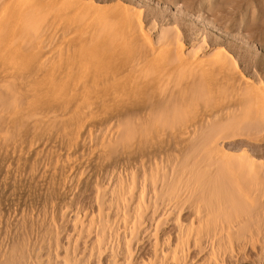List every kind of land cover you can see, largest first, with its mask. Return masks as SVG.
Returning <instances> with one entry per match:
<instances>
[{"label":"rangeland","instance_id":"374dc122","mask_svg":"<svg viewBox=\"0 0 264 264\" xmlns=\"http://www.w3.org/2000/svg\"><path fill=\"white\" fill-rule=\"evenodd\" d=\"M85 1L86 3H89L92 0ZM127 1L128 0H99L98 6H102V8L104 7V9H106L107 7L111 8V5L113 7L117 2V4L120 5L124 4L122 6L125 8L129 6V10L131 6V9H135H132L134 12L139 9L138 11H141V14L144 16V32L149 35L151 41L155 40L154 42L156 46H154L153 48L156 51L154 50L153 53L156 54V58H153V55L150 56L149 54L146 59L136 62L137 65H134L137 66L135 68L136 71H134L133 69L129 70L131 72L133 70V73L139 75L140 77L142 75L141 71L143 72L145 77L146 74L148 75L146 78L148 79L146 80V83L150 84L151 82L152 84L148 86V89L150 88L149 90H152L151 88L155 86L154 89L149 92L148 96H151V94L154 93L153 91L156 90L155 93H158L157 97L159 96V94H162L160 97H158L159 99L157 98V100H161V97L162 99L164 98L163 95L165 94V87L168 90L170 87H172L171 90H174V86H177L175 84L178 83V86L181 89L182 87H184L183 89H185L186 86L188 87L191 84L193 85L191 87V94L194 91L196 93H193L194 95H192L195 102L192 99L191 103L188 102L189 99H186V101L183 100L184 97L187 96V94L188 96L185 98H189L190 96V93H187L186 91V89L188 90L190 88L189 86L184 90V92L182 91V95L183 93L184 95H186L183 97L182 95H179L178 97L180 98H177L179 103L181 104H179L178 101H174L172 102V108L171 105H169V107L163 106L164 108L161 107V109L159 110L160 112L155 113L157 116L154 114L150 115L149 112V117L146 111H143L142 113V111L138 110L137 114L136 110H134L135 112L132 111L133 113L130 112L129 115L124 112L125 118L123 112H121L122 114L120 113L122 117L119 113L118 115L110 114L111 116L108 114L111 120L108 119V116H106V118L104 114L102 115L101 112H97V109L93 111L91 110L93 114L89 110L92 115L87 111H85L84 114L83 111L88 110V107L85 108V106L87 105H82L83 101L81 102V100L77 98L69 99L72 95H68V93L65 92V88L61 86L65 83L64 81H66L71 75H73L71 74V69L74 71V73H76V76H80V73L82 75V73L84 72L83 74L85 78H87L85 74L87 76L88 74H90L89 78H91V75H93L97 78L98 81L99 77L101 76H98V74H102V72L108 70L109 68H107V66L109 67L111 64H113V60H122L123 56L125 59L126 57H129V55L131 56V54H136L137 51H133L132 53L131 47L133 46L129 47V40L128 44H123V41L125 39H119L121 40V42H119L120 44L116 43L118 47H116L115 50L111 51L112 53H108L109 57H105V55L103 57V55L101 54L103 53V50H100V40L103 41L105 37L103 38L99 35L103 34V36H105V33L101 30L102 34H100V29L98 30L97 28L98 26H100L101 28L102 22L101 19L99 21L95 19V24L97 25L98 23V26L94 27V20L92 17L89 20L91 23L93 21L92 24L90 23V27L91 29L94 28L95 30L92 29V32L89 29L92 33L86 32L84 38H87L86 42L88 41L87 44H89L91 40L94 41V39L96 38L94 37L95 35H97V38L101 37L100 39H95V41L97 40L96 42H100L99 45H97L98 43H96L95 41V45H91V43L89 44L93 46V48L97 45V47L92 50V52L94 53L97 49V52H95L94 54L89 53L88 51H90L92 47L90 48L88 47L89 45L86 44V46L90 48V50L84 49V51H87L91 55L89 56L90 58L86 56L85 53H83L84 55L81 54L82 50L79 48L76 55H79L80 57H75L77 59H74L73 56H71V54L73 53H69V55L74 60L73 61L70 57V63V61H67V57H69L67 56V53L71 48H69V46H71L73 42L71 43L69 41H72L71 39H74V44H79L81 41H78L79 36H76L75 38V36L72 35V38L71 35L67 34L68 37H65L67 40L64 42L65 44H67V42L70 43V45L67 44L69 45V49H67V45L65 46L64 42H62L64 39L63 35L65 36L66 34H60L63 33L62 31H60V27L66 26V23L69 22V17H67L68 20L61 17L65 19V23L62 22L61 18H57L56 16L47 17L49 16V11L48 13L45 11L46 13L44 15H42L44 10H41L42 12L38 11V17L39 14L40 16L42 15L40 18H37L39 22L42 19H48L44 20L45 23L43 21L40 22L44 24V27L47 31H45L44 29L43 30L46 33L42 34L44 31L42 32L40 28L39 30H41V32H38V26H36L37 29H32L34 31L30 30L29 34L27 32L23 33V37L20 34V38L16 36L17 39L15 37V42L13 43L17 47L12 46V48H17L14 49L16 53V51H19L18 49L24 47L26 43H28L27 46L31 43L30 41H25L26 43H23V41L24 39L27 40L30 37V34H33V37H31L29 40H34L35 38L34 44L38 48L30 45V47H27L26 49H31L33 47H35L33 48L34 50L39 49V51L37 52L35 50L37 55L36 57H34L35 52H32L31 50H28L25 53L24 50L22 51L20 49V52L25 53V55L27 54V52L31 53H28L27 57L25 56L26 58L22 56L18 62L15 60L16 63L14 62L12 64L10 76H15L14 81H17V83H19L22 82V78L28 79H24L25 82L23 81V83L28 82V90L27 88L22 89V83L20 85L18 84L19 87L17 89V92L21 94V96L23 95L22 97H27L26 99L23 98L21 100L22 102L19 104L18 108H13L12 104L8 102L10 100L8 99L9 96H6V88L3 89V83L0 81L2 83L0 85V264H68V262L69 264H152L155 261V257L156 261L153 264H159L157 259L161 264V262L163 261L161 254L163 252L167 253V251V254H169L171 252V249L173 252L174 246L177 247V244L179 246L181 243L184 249L186 248L184 251L183 247L179 246L180 250L182 251V253H180L179 255L181 257L182 263L208 264V261L212 256V247L211 241L209 242V237H213L212 235L215 232L214 228L216 229V232L219 233L218 235H220V233L222 232L221 226L225 225L230 226L231 230L232 228H234V230L232 231H234L235 234L234 232L232 233V231L230 233L231 235L233 234L231 238L233 239V236H235L234 238L236 239V242L231 239V244L226 242L227 246L223 247V249L225 247H227L229 250L231 249L230 251H227L228 249L226 248L224 249L227 251L226 253L222 249L224 253L221 252V255L223 256L225 254V260L226 258L227 261L229 260L227 264H264V96L262 95V93H264L262 92L264 91V0H131L130 2L128 1L129 3ZM149 7L158 11L164 10L167 15L166 21H161L160 19H158V22H156L155 30L152 27L153 21H151V19L153 18V15ZM148 9H150V11ZM133 11H131L130 13H132ZM138 11L137 13H139ZM70 18V21H72L73 17ZM95 18H97V16H95ZM171 19L172 21H170ZM60 24H62V26ZM54 26L56 27L54 28L55 30L60 31H58L59 33L56 34L55 30L53 31V33H51L52 29H50L49 31V29L47 28H52ZM163 31L164 33H167L169 37L178 32L176 38H172V36L170 37L169 42L175 39H178V41L182 40V42L179 43L182 44L183 52L186 56H188L187 54L189 52L192 53L195 50H198V47H202L203 50H198L200 52L195 51V57L201 59L197 60L202 63L203 60H205V63H203V65L201 63L200 68V62L197 61L198 67L194 66L196 71L194 68L191 69V71H194L195 73L199 70L203 71V69L205 68L204 71L206 70V72H203L202 76L204 77V79L208 78V80L205 79L206 81H204L202 77V80H198L197 83H200L202 81L205 83L209 80L212 81L211 79H214L212 81L213 83L209 82L208 84V87L211 86L210 88L213 90H210V88L204 86L208 82L206 84L200 83V85L194 84V80H192V78L195 79L196 76H193L194 73L192 74V72L191 74H188L190 73L189 69L186 71L183 70L179 74V80H177L178 76L174 78L180 83L174 80L175 84H173L172 82L162 84L163 81L161 83L160 81H155L154 83L157 85L153 84L152 81H154V78L155 80H157V76L163 77L160 73L161 68L159 70L157 69L158 67H161L160 60L163 58V54H165V48L169 45V43H163V41L161 42L162 44L160 43L159 38H161L160 36H162ZM173 32L175 33L173 34ZM54 33L56 35L59 34V36H56ZM24 34L25 36L29 37H24ZM51 35H53V38L55 36L56 39L54 38L55 40H52L53 38H51ZM47 38H49V40ZM88 38H91V40ZM51 40L52 42L50 43ZM157 40H159L160 44L156 43ZM59 43L62 44V48L64 46L65 48L62 49ZM0 44L3 45L4 43ZM122 44L125 46H123ZM155 44L153 43V45ZM5 45L6 43L4 44V46L0 45V58L2 57L1 54L3 55L4 53V47L7 48V46ZM43 45H45L46 47ZM162 45H165L166 47ZM43 47L46 48L44 49L45 52L43 50ZM59 47L63 51H65L66 49L65 52L67 53H62L63 51L59 50ZM128 47L131 50H129L131 54L128 53ZM135 48L136 46L133 49L135 50ZM157 49L160 50L158 51ZM57 50H59L60 53ZM150 50V53L153 54L152 49ZM123 51L127 54H124ZM157 51L158 53H155ZM113 52L116 55H113ZM215 52L217 54H220L218 56L214 55V57H212V54H215ZM32 53H34V55H32ZM63 54L65 57L63 56ZM28 55L32 59L31 61L27 60ZM101 56L103 57L102 59ZM151 57L153 59H159L160 57V60H158L160 63L151 59L155 66L152 67V62L150 60ZM219 59L222 63H226L228 67H219L216 64ZM146 60L150 62L148 63ZM229 60H231L232 62ZM72 61L74 63H72ZM76 61L79 62L77 63ZM101 62L103 63V65H105L103 66ZM156 62L160 66H158ZM75 64L77 65L75 66ZM73 65L75 66V69L72 68ZM138 65H140V68ZM202 66L204 68H202ZM59 67L61 68V70ZM150 67L151 70L157 69L156 71H159H153V73L156 75L154 78L151 70H148L150 69ZM84 68H86V70ZM137 68H139V70L141 69L140 74L135 73L137 72ZM207 70L210 73V76L208 75L209 73L207 72ZM1 71L2 69L0 67V72ZM165 72L166 71H164L163 73ZM204 73H207L206 76H204ZM32 75H34L35 77ZM75 75H73L75 77V80L79 81L77 78L79 76L76 77ZM130 75L133 76V74ZM137 75H134V77H138ZM190 75L192 77H190ZM211 76L214 77L212 78ZM223 76L225 78H223ZM95 77L92 78L94 79ZM142 77L144 79V76ZM198 77L199 76H197V78ZM89 78H87V80ZM187 78L189 81H191L189 82L190 84L187 83ZM160 79L162 80V78H159L158 80ZM185 80H187V82ZM217 80L218 82L220 80V83H218ZM95 81L96 80H93L92 82V80H90V83H93V89L97 91V87L99 86L97 83L99 82L96 83ZM170 83H172L174 86L172 84L170 86ZM183 83L184 85H180ZM221 83H226V87L223 84L219 85ZM30 84L33 86V88H30ZM165 84H167L169 88ZM158 85H160L162 89L158 87L156 88V86ZM35 86L37 87L35 88ZM178 86L176 88H179ZM222 86L223 88H221ZM204 87L205 89L207 88V90L213 91L215 93L209 92L211 93L209 95ZM213 87H217V89L220 90L218 91ZM227 87H229V91L226 92ZM242 87L244 88V90L246 87V89L250 88L249 90L251 91L249 92L248 90H245V92L248 93L247 97L250 95L249 98L244 97L246 94L244 95V90ZM201 88L206 92H202ZM233 88L235 91L233 90ZM24 89L29 94L31 93L30 91H32L33 93L34 89H36L38 91V93H36L37 96L35 95L34 98L31 97L32 99H28L29 97L26 96V94L28 93H26ZM148 89L146 91H149ZM222 89L223 91H221ZM53 90L55 94H57L58 91V96L54 95ZM238 90L241 92L243 91V94H241V92H239ZM170 92L171 91H166V94L169 95ZM253 92L258 93L252 94ZM197 94H200V96H198ZM255 94L258 96H256ZM153 95L156 96V94ZM195 96H197V98H195ZM246 98L248 100H246ZM251 98H253V100ZM27 99L29 100V104L31 103L33 104V106H29L27 104ZM132 99L134 100L128 101L127 103L125 102L124 106H122L127 108L128 104H133L135 101L138 103L143 99V97L135 96ZM40 100L42 102H46L44 110L47 111L45 112L44 110L38 109V111H35L37 115L34 112L32 114H29V118L26 114V111L31 108L33 110L36 109L35 105H38V103L39 105H41ZM69 100H73L72 102H75L73 103L75 105L73 106L75 111L79 108L80 111H76V114L77 112H81L82 110L81 113L83 115L78 114L81 119L78 118V115L76 117V114L73 113L74 111L72 112L73 109L71 107L73 104L71 101L69 102ZM182 100L184 101V105L186 102L188 103H186V105L184 106L182 105ZM68 103L72 105L70 106V104ZM76 104H79L77 105L78 108ZM181 105L184 107L182 108ZM233 106H235V108ZM69 107L71 109H69ZM169 108L173 111L171 110L172 112H170ZM239 108H241V110ZM40 110L43 112V114ZM48 110L50 112H48ZM174 110L176 112H174ZM96 112L98 114H96ZM139 112H141L142 114H139ZM168 112L172 113V118L171 115L168 114ZM180 112L181 115L178 116ZM62 113L64 115H62ZM66 113H71L70 115L72 117H69L70 115H67ZM134 113L135 116L132 115ZM158 115H161L162 118L166 119V125H174L173 128L165 126L164 124L163 127L160 126L163 122L165 123V120L163 119L164 121H162L160 116L158 117ZM166 115L168 120L171 119L169 120L170 122L173 123L174 121L175 123H178H176V125L175 123L170 124V122L167 121ZM168 115L170 118L168 117ZM23 116L24 118H22ZM81 116H83V119L85 118L83 122H85L86 124V127L83 126V129L81 126L84 124L81 122ZM115 116L117 117V119ZM132 116H134V118ZM138 116L139 118H141L139 119L140 121L138 120ZM143 116H145V118L147 116V119L151 118L152 120L149 119L150 121H147V119H144ZM130 117L133 119H130V121L128 122ZM175 117H179V120H177ZM205 117L206 119H204ZM142 118L145 123L148 122L151 126L146 123L148 128H145L147 126L141 123ZM124 119L125 124L126 122H128L129 124L131 122V125L126 127V125L128 124H120V121L121 123H123L122 120ZM153 119H155L156 122L153 121ZM172 119L174 120L172 121ZM132 120L139 121V123L143 124V126H140L141 128H139L137 126L138 122L133 123ZM158 120H161V123H159ZM157 121L160 125L157 124ZM229 121L230 124L233 123L234 127L236 125L237 127L235 129L233 127L230 128V125L228 126ZM151 122H155L158 127ZM205 122H208V124H206ZM79 123H82V125L80 126ZM116 123H118L117 126ZM152 125H154L155 127H152ZM132 126L133 128L129 130V128ZM119 127L120 129H118ZM143 127L145 129H149V127L152 128L145 131L144 133L142 132V134L135 132L138 129L141 130ZM226 127L227 131H225ZM122 128H124L125 130ZM132 129L133 133L131 132ZM218 129L221 131H219ZM79 130H81V133H79ZM151 131L153 132L151 133ZM183 132H185V135L183 134ZM77 133H79V140H77L79 145L76 142V149L71 148V150L69 151L70 147L74 144V142L72 143L73 138H77L75 137L77 136ZM183 140H185V142ZM196 140L198 141V145H196L195 143L197 142ZM201 140L202 142H200ZM189 143H195V146H190ZM200 143L203 144L200 145ZM217 149H220L221 151L219 152V150L217 151ZM222 151L224 152L223 154H221ZM228 154L232 161L234 158L235 161L238 162L236 163V166H234V163L232 164L236 168H234L235 178H238L236 180L234 176H232L234 175L232 170L233 167L231 168V164L229 165L231 159L225 161V159H229ZM224 155L226 158L224 157ZM242 156L245 157L243 158ZM237 157L240 159H238ZM247 158L248 164L246 165L243 160L245 159V162H247ZM240 160L243 162H240ZM68 161L69 163H74L75 166L73 165V169H71L73 167L71 166L72 164H64L65 167H63L62 163H67ZM224 161L226 162V164ZM251 161L254 162V164L256 163L257 166L256 164L255 166H253L254 164ZM237 164L239 165L237 166ZM249 164L250 167L248 168ZM219 165L221 168L224 166V169L227 168L228 170L230 169L229 172L231 171L230 175L228 170H225L227 171L226 177L229 176L227 177V179H229V183L227 179L224 178V181H227L225 183L228 184H222L223 187L225 185V190L224 188L220 189L222 186L221 184H219V180H221L222 177L219 179L220 176H215V174H217L215 173L217 172L215 170H219V168L217 167ZM226 165H229L230 168ZM66 167H70V170L68 168L64 169ZM200 167L202 169H200ZM206 167L210 168L207 169ZM199 169L200 172L198 175ZM224 169H222V171L219 170L220 172H218H222V174H224ZM202 173H204V175ZM200 174H202V176H200ZM197 177H203V180H201L202 178L199 179L200 182L198 181V183ZM201 182H203L202 185ZM200 189L205 191L203 192ZM208 192H213L214 196L210 195ZM219 192L222 193L223 197L221 195L220 196L225 200L227 198H224V196H228L229 194L231 195V197H233H230V199H233H229L230 202L227 199V201L229 202L228 205H230L231 208L228 207L227 201L223 199L222 200L225 202V204L224 202L222 204L220 203L222 201L220 200L221 197L218 195ZM223 192L225 193V195ZM202 193H206L205 196H203L204 194L201 195ZM207 195L212 197H209L211 201H208L210 200L208 198L206 202L208 201L209 203L207 202L205 205V203L203 202L204 204H202V206L205 205V208L208 207L207 210H210L209 212L211 213L215 212L214 216L211 217L212 220H210L213 222H210L208 220L206 221L212 225L211 229H213L214 231H207L208 233L204 232L205 236L203 237V239H205L202 242L203 246L200 247L198 245L197 247V245H195L196 239L192 241L193 238H191V236L189 237L188 235H192V237L196 238V236L194 235V229L199 227L200 223L197 218L198 213L196 214V211H198V209H195L197 208L199 202V205L201 206V202L205 199V197H207ZM122 196L125 201L127 200L126 203L122 199ZM124 196H126V199ZM143 196L144 200H142ZM201 196L204 199L202 201H198L200 198L202 199ZM217 197H219V203L217 202ZM212 199L216 200V204L215 202L214 204H212ZM116 201H123L121 204H123L125 207L120 203H117ZM233 201L235 207L232 206ZM141 202L143 205H145V209H143L144 206L139 207L141 206ZM223 204L227 206L225 207ZM218 205H221L222 209H220ZM211 206L215 207L212 208ZM223 207L228 208L225 209V211L228 210L229 212L226 211L224 213ZM122 208L125 209L121 210ZM217 208H219L220 210H217ZM204 210L205 209H202V211H200L203 213ZM123 211L124 213H127H125L126 215H128L127 217L123 215L124 213H121ZM137 212L143 214L140 215ZM204 212L206 213L207 211ZM206 214L204 216L205 218L203 217V222H205L206 218H210V215L206 216ZM123 216H125L126 218L124 219ZM132 216L134 217V222L137 223L139 220H141L139 221V223L143 222V225L141 224L142 227L140 226L139 231H137L138 235H136L137 238L134 241V238H132L130 236V233H128L130 232V227L128 228V231L126 230L127 227H124V220H126L127 218L129 219L128 222L125 221L127 225H129L130 222L133 223ZM137 219L139 220L137 221ZM91 223L94 225H92L93 229L90 228ZM139 223L137 225H139ZM103 224L105 226L107 225L108 228L107 234L109 238L107 239H109L110 241V246L107 243L109 241L106 240L108 246L104 244V246H106L107 248H103L105 251H102L105 254L103 255V253H101L100 251V256L98 254V249L96 250V248L93 247H96V238L97 236H100V234L98 235V231L100 229L99 227L102 228L101 225ZM204 225L205 224H203V226ZM190 228L193 231H191ZM89 229L93 231L89 232L91 235L88 233ZM100 232L101 231H99V233ZM184 232H186V234ZM223 232L221 233L220 237H222V235L226 236V233L223 234ZM206 234L210 236L207 238ZM111 235L114 236L111 237ZM179 235H182L181 238L179 237L180 239L178 238ZM186 235L189 238H187ZM123 236L127 239H124ZM182 237H184V239ZM185 237L189 240L191 239V241H189L190 243L185 241ZM157 238L158 241L156 242ZM168 239L170 241H168ZM216 239L218 240L219 236ZM115 240L117 243L115 242ZM178 240H180V242ZM112 241H114V243ZM131 241H133V243L132 246L130 244L131 250H129L132 252L128 251V253L126 250L125 242ZM165 241L168 242V244H166ZM158 242L160 246L164 244L163 248L159 246L160 249L158 251L163 250L161 254H158V257L160 256V259L157 258V254H155V246ZM184 242L187 243V245ZM171 243L176 245H171ZM192 244H194L195 246H192ZM115 245L117 247L118 245H122V248L120 247V249L118 250ZM230 246H232L233 248H231ZM111 248L112 250H114L111 251ZM106 249H109L111 252L107 251ZM164 249H166L167 251H164ZM92 250H96L97 253H92ZM117 250L118 255L116 253ZM180 250L178 248L177 251ZM123 252L125 254H123ZM127 253L129 255L132 253L131 255L133 256L130 255V258L129 256H127L128 261L126 262L127 258L125 257L126 255H128ZM122 255L124 258L122 257ZM221 255L219 254L218 259L221 257ZM117 256H119L120 258ZM182 259H184L185 261H183ZM166 263L176 264L171 260L169 261V263L168 261L165 262V264ZM210 264L215 263L211 262Z\"/></svg>","mask_w":264,"mask_h":264},{"label":"bare ground","instance_id":"6f19581e","mask_svg":"<svg viewBox=\"0 0 264 264\" xmlns=\"http://www.w3.org/2000/svg\"><path fill=\"white\" fill-rule=\"evenodd\" d=\"M85 1V0H84ZM84 1H80V0H0V43H6V45L5 46H7V48L6 47H4L5 48V50H3L4 51V53H3V55L1 54V58H0V67H1V69H2V71L0 72V81L3 83V85H2V87H3V89H5L6 88V96H9L8 97V99L11 101H8L10 104H12V107L13 108H18L19 107V104L22 102L21 100L23 99V98H27V97H22L21 96V94H19L18 92H17V89H18V87H19V85L22 83L23 84V86L21 85V87H22V89L23 88H27V90H28V82L27 83H23V81L25 82V80L27 79V78H22L21 80H22V82H19V83H17V81H14L15 80V76L14 77H12L13 75H11L10 76V73H11V67H12V64L15 62V60L18 62L19 60H20V58L23 56V57H27V54L28 53H31V52H27V54L25 55V53H26V51H32V52H35V50L33 49V48H38L35 44H34V40H35V38H34V40L32 41V40H29L31 37H33V34H30V37L29 36H25V34H24V37H29L27 40H25L24 39V41H23V43L26 41V42H28V41H30L29 43V45L27 46V44L28 43H26L25 45H24V47H22V48H20L22 51L24 50V52L25 53H23V52H20L21 50L20 49H18L19 51H16V53H15V51H14V49H17V48H12V46L14 47H17L13 42H15V40H14V38L16 37V36H18V38H20L21 36L23 37V33H30V30L31 31H34V30H32V29H37V27L36 26H38V32L40 31L41 32V30H42V32L45 30V31H47L46 30V28L44 27V24L43 23H40V22H44V20H48V19H42L40 22L37 20V18H40L42 15H44L46 12L48 13V11H49V16H47V17H50V16H56L57 18H61V17H63V18H66V20H68V18L67 17H69V22L68 23H66V21H65V19H63V18H61L62 19V22H65L66 23V26H62V24H60L62 27H60V31H62L63 33H60V34H69V35H71V37L73 38V36L72 35H74L75 36V38H76V36H79V38H78V41L80 42L79 44H74L75 42L73 41L74 39H71L72 41H69V42H73V44L71 45V46H69L70 45V43L69 42H67V44H69V45H67V44H65V42L64 41H66L67 39L65 38V37H68V35L66 36H64L63 35V37H64V39H63V41L62 42H64V44H65V46L67 45V49H69L70 47V49H69V51H68V53L67 52H65L66 51V49H65V51H63L62 49L63 48H65V46L62 48V42L61 43H59V45H61V48L62 49H60V47H59V50H61V51H63L62 53H64L65 52V54L67 53V56H69V57H67V58H65V59H67V61H70V63H71V56H73V58L74 59H77V58H75V57H80L79 55H76V53H77V50H79V48L82 50L81 51V54H83V53H85V55L86 56H91L89 53H92V54H94L95 52H97V49L95 50V52L93 53L92 52V50H94V48H96L97 47V45H99L100 44V42H101V47H100V50L102 51L103 50V53H101L102 55H103V57H104V55H105V57L107 56V57H109V54L108 53H110L111 51H113V50H115V48L116 47H118V45H116V43H119V42H121V40H119V39H125L123 42V44H128V40H129V47L130 46H133V47H131L132 48V53H133V51H137L136 52V54H131V52H129V50H130V48L128 49V53H130L131 54V56L129 55V57H126L125 59H124V56L122 57L123 59L121 60H113V64H109L110 66L108 67L107 66V68H109L108 70H103L104 72H102V74H98V73H96V74H98V76L99 75H101L100 77H99V80L97 81V78L95 77V76H93V75H91L92 77H95L94 79L92 78H89L90 77V74H88V72H87V74H88V76L85 74V76L87 77V78H89L90 80H92V82H93V80H96L95 82L97 83V82H99V83H97L98 85V87H97V91H95L94 89H93V83H90V80L88 81L87 80V78H85L84 77V72L82 73V75H81V73H80V76L79 75H77V76H79L80 77V79H79V77H77L75 74L76 73H74V71L71 69V71H72V73L71 74H73V75H75L77 78H78V80L79 81H77V80H75V77L73 76V75H71L66 81H64L65 83L63 84V85H61V86H63L64 88H65V92H67L68 93V95H72L71 97H73V98H71L70 96V98L69 99H74V98H77V99H79V100H81V102L83 101V103H82V105H84L85 106V104L87 105V106H85V108H87L88 107V110H84L83 112H84V114H85V111H87L89 114H91L92 113V111L93 110H95V109H97L96 111L98 112L99 111V113L101 112L102 113V115L104 114L105 115V117L106 116H108V119H110L109 118V115L110 114H113V115H118V113L120 114L121 112H123V114H124V112L126 113V114H130V112H135L134 110H136V114H137V110L138 111H142V113H143V111L145 112L146 111V113H148V115H149V112H150V115L151 114H154V115H156L155 113H158V112H160L159 110L161 109V107H163V106H168L169 107V105H171V108H172V105H173V103L172 102H176V101H178V99L177 98H180V97H178L179 95H182V91L184 92V90L186 89V88H188L189 86H190V88L187 90L186 89V91H187V93H190L189 95V98H185V97H187L188 96V94H187V96H185L184 95V93H183V95H182V97L183 96H185L184 97V101H186V99L188 100L189 99V103H191V99L193 100V97H192V95H194V94H196L195 93V91L191 94V87L193 86V85H191L189 82H191V81H189L188 80V78H187V80H188V82H187V80H185L187 83H189L190 85L187 87L186 86V82H185V89H183L184 87H182V89L178 86V83L177 84H175L174 82L176 81L174 78H176L177 76H178V79L177 80H179V74L183 71V70H188L189 69V72L190 73H188V74H191V72H192V74L194 73V71H191V69H193L194 68V66H196V67H198L197 65V61H199V60H201V59H199V58H196L195 56H196V53H195V51H197V52H200L201 51V49H202V47L200 46V47H198L199 49H200V51H198L199 49L198 48H196V49H198V50H193L194 52H192V53H190V55H189V53L187 54L188 56H186L185 54H184V52H183V46H182V44H180L179 42H182V40L181 41H178V39H175V40H172L171 42H169V40H170V37L172 36H168L167 35V33H164V31L162 32V36H160L161 38H159V40H160V43L163 41V43H169V45L167 46L168 47V49H167V47L165 46V45H162V46H165L166 48V50L164 51L165 52V54H163V58L160 60V57H159V59L157 58V59H153L154 57L156 58V54H154L153 53V51L155 50L153 47L154 46H156V44H155V40L152 42L151 41V39H150V37H149V35L148 34H146V32H144V28H143V24H145V23H143V15L141 14V11H138L139 13H137V11H133V10H135V9H131V6H130V10H129V6L128 7H123L122 5H124V4H122V5H120V4H117V2L115 3V4H117V5H115L114 4V6L112 7V5H111V8L110 7H107L106 9H104V7L102 8V6L100 7V6H98L99 4V0H90L91 2H87L86 3V1H85V3H84ZM107 1V0H106ZM113 1V0H112ZM120 1V0H119ZM123 1H126V0H123ZM129 2L131 1V0H128ZM127 1V2H128ZM101 2H104V1H101ZM128 2V3H129ZM139 2V1H138ZM146 2V1H145ZM136 3V2H135ZM128 5V4H127ZM127 5H125V6H127ZM142 5V4H141ZM139 6V5H138ZM106 7V6H105ZM145 7V6H144ZM135 8V7H134ZM141 8V7H140ZM143 8V7H142ZM150 8V7H149ZM151 9V8H150ZM150 9H148L149 11H150ZM41 10H44V12L42 13V15L40 16V14H39V17H38V15H37V12L39 11V12H42ZM46 11V12H45ZM131 11H133L132 13H130ZM127 12H129V13H127ZM149 13V12H148ZM151 13H152V15H153V20L151 19V21H153V28H154V30L156 29V22H158V19H160L161 21H166V19H167V15H166V13H165V11L164 10H155V9H151ZM47 15V14H46ZM129 15V16H128ZM149 15V14H148ZM66 16V17H65ZM95 16H97V18H95ZM98 16H100V17H98ZM70 17H73L74 18V20H73V18H72V21H70ZM93 17V20H94V23H93V21H92V23L94 24V27H97L98 26V23H97V25L95 24V19L96 20H100L101 19V28H100V26H98L97 28H98V30L100 29V34H102V31L105 33V36H103V34L102 35H99V36H101V37H105V39L103 40V41H101L100 40V42L98 43V42H96L95 41V39L97 38V35H95L94 37H96L95 39H94V41L96 42V43H98L96 46H94V48H93V46H91L92 44L93 45H95L94 44V41H92L91 40V38H88V39H90L91 41H90V43H91V45H89V44H87L88 43V41L86 42V40H87V38L85 39L84 38V36L86 35L85 33L87 32H90V30L92 31V29L93 30H95L94 28H92L91 29V27H90V19ZM44 18V17H43ZM179 18V17H178ZM50 19V18H49ZM169 20V19H168ZM61 21V20H60ZM150 21V22H151ZM170 21H172V19L170 20ZM38 22V23H37ZM149 22V23H150ZM45 23V22H44ZM91 23V24H92ZM100 23V22H99ZM171 23V22H170ZM64 24V23H63ZM47 25V24H46ZM96 25V26H95ZM48 26V25H47ZM51 26V25H50ZM93 26V25H92ZM39 28L41 29V30H39ZM48 29H49V31H50V29H52L51 31V33H53V31L55 30L54 28H56L55 26L54 27H52V28H50V27H47ZM152 28V29H153ZM44 29V30H43ZM90 29V30H89ZM151 29V30H152ZM29 30V31H28ZM89 30V31H88ZM102 30V31H101ZM43 32L42 34H44V33H46V32ZM56 31V34L57 33H59L57 30H55ZM153 31V30H152ZM177 31V30H176ZM93 32V31H92ZM92 32H90V33H92ZM98 32V31H97ZM165 32H167V31H165ZM170 33V32H169ZM175 32H173V34H174ZM178 33V32H177ZM177 33H175L173 36H172V38L174 37V38H176V35H178ZM20 34H21V36H20ZM35 34V33H34ZM55 34V33H54ZM55 34V35H56ZM99 34V33H98ZM90 35V34H89ZM52 37L51 38H53V35H51ZM56 36H59V34L58 35H56ZM62 37V36H61ZM101 37H99V38H97V39H100ZM54 38L56 39V37L54 36ZM52 39V40H55V39ZM82 38H83V40H82ZM126 38H127V40H126ZM129 38V39H128ZM16 39H17V37H16ZM48 40H49V38H47ZM52 40L50 41V43L52 42ZM119 40V41H118ZM159 40H157V42L156 43H158V44H160L159 43ZM38 41H39V39H38ZM57 41V40H56ZM84 41V42H83ZM99 41V40H98ZM125 41H127V42H125ZM33 42V43H32ZM35 43H37V42H35ZM85 43V44H84ZM153 43L155 44V45H153ZM4 44L2 45V44H0L1 46H4ZM39 44V43H38ZM37 44V45H38ZM41 44V43H40ZM86 44L87 45H89L88 47H92L91 48V50H90V48H88L87 46H86ZM120 44V43H119ZM122 44V45H123ZM162 44V43H161ZM30 45L32 46H35V47H33V48H29V49H26L27 47H30ZM51 45V44H50ZM128 45H126V46H128ZM184 45V44H183ZM26 46V47H25ZM39 46V45H38ZM43 46H45V45H43ZM68 46H69V48H68ZM120 46V45H119ZM123 46H125V45H123ZM122 46V47H123ZM136 46V48H135V50L133 49L134 47ZM19 47V46H18ZM46 47V46H45ZM45 47H43V50L44 49H46ZM87 47V48H86ZM13 50H12V49ZM102 48V49H101ZM42 49V48H41ZM57 49H58V47H57ZM84 49L85 50H87V49H89L90 51H84ZM119 49H121V48H119ZM123 49V48H122ZM150 49H152V53L153 54H151L150 52H151V50ZM163 49V48H162ZM208 49V48H207ZM34 50V51H33ZM59 50H57L58 52H59ZM158 50V49H157ZM160 50V49H159ZM158 50V51H159ZM203 50V49H202ZM37 51H39V49H37L36 50V52ZM84 51V52H83ZM100 51V52H101ZM127 51V50H126ZM131 51V50H130ZM156 51V50H155ZM158 51L157 52H155V53H158ZM167 51V52H166ZM218 51V50H217ZM36 52H35V56L34 57H36L37 55H36ZM44 52H45V50H44ZM41 53V52H40ZM60 53V52H59ZM69 53L71 54V53H73V54H71V56L69 55ZM88 55H87V54ZM112 53V52H111ZM123 53H124V51H123ZM126 53V52H125ZM124 53V54H125ZM135 53V52H134ZM38 54V53H37ZM43 54V53H42ZM127 54V53H126ZM150 54V56H152L153 55V58L151 57L150 58V60L151 59H153L154 61H157L158 63H160L161 62V67H158V66H160L157 62V64H158V70L161 68V74H162V76L163 77H156V78H162V80L160 79V80H155V74L153 73V71L154 72H159V71H156V70H151V67H150V69H148L149 71L151 70V72H152V74H153V78H154V81H152L153 82V84H155L154 82L156 81V82H159L160 81V83L163 81V83L162 84H164V83H169V82H172L173 84H175V85H177L179 88H176L172 83H170V86H171V84L174 86V90H171V88L172 87H168V85L167 84H165L168 88H169V90L165 87V94L163 95L164 96V98L162 99V97H161V100H157V98L158 97H160L161 95L159 94V96L157 97V95H158V93H155V91H153L154 93H150L151 94V96H148L149 95V92H151L153 89H154V87L153 88H151L152 90H149L148 89V86L149 85H152L151 84V82H150V84H148V83H146V80H148V79H146L147 78V74H146V77H145V75L143 74V72L141 71V73H142V75H141V77L142 76H144V79H143V77L141 78L139 75H137V74H134L133 72L134 71H136V67L137 66H134L135 64H136V62H139V61H141V60H143V59H146L147 57H148V55ZM192 54V55H191ZM195 54V55H194ZM199 54V53H198ZM220 54V53H219ZM219 54H217L216 52H215V54H212L213 56L212 57H214V55H216V56H218ZM32 55H34V53H32ZM76 55V56H75ZM84 55V54H83ZM113 55H116V54H114V52H113ZM155 55V56H154ZM158 55V54H157ZM41 56V55H40ZM62 56V55H61ZM60 56V57H61ZM63 56H64V54H63ZM215 56V57H216ZM25 57V58H26ZM33 57V58H34ZM42 57V56H41ZM65 57V56H64ZM71 57V58H70ZM83 57V56H82ZM85 57V56H84ZM99 57V56H98ZM102 56H101V59L103 58ZM112 57V56H111ZM110 57V58H111ZM220 57V56H219ZM19 58V59H18ZM43 58V57H42ZM70 58V59H69ZM73 58H72V60H73ZM86 58V57H85ZM90 58V57H89ZM94 58V57H93ZM211 58V57H210ZM18 59V60H17ZM36 59H38V58H36ZM99 59V58H98ZM197 59H199V60H197ZM207 59V58H206ZM28 61H31L32 59L30 58V56L28 55V59H27ZM34 60V59H33ZM79 60V59H78ZM109 60V59H108ZM158 60H160V62L158 61ZM203 60V59H202ZM215 60V59H214ZM74 61V60H73ZM72 61V63H74ZM147 62H148V60H146ZM205 60H203V63H205L204 62ZM229 61H231V60H229ZM32 62H34V61H32ZM32 62H30V63H32ZM77 63L79 62V61H76ZM150 62V61H149ZM148 62V63H149ZM151 62H152V64H151V66L152 67H155L154 66V64H153V61L151 60ZM200 62V61H199ZM232 62V61H231ZM16 63V62H15ZM102 63V62H101ZM155 63V64H156ZM201 63L202 62H200V68H201ZM203 63H202V65H203ZM210 63V62H209ZM213 63V62H212ZM92 64V63H91ZM97 64H98V62H97ZM214 64V63H213ZM219 67H222L223 66V68H225L226 66H227V64L226 63H222L221 61H220V59H219V61L216 63ZM31 65V64H30ZM70 65H72V64H70ZM77 64H75V66H76ZM102 65H103V63H102ZM105 65V64H104ZM103 65V66H104ZM137 65V64H136ZM210 65H212V64H210ZM215 65V64H214ZM20 66V65H19ZM74 65H73V67L72 68H74L75 67ZM81 66V65H80ZM139 66V68H140V65H138ZM209 66V65H208ZM71 67V66H70ZM210 67V66H209ZM228 67V66H227ZM60 68V67H59ZM139 68H137V72H135V73H138V74H140V70H139ZM149 68V67H148ZM202 68H204L203 66H202ZM231 68V67H230ZM75 69V68H74ZM85 70H86V68H84ZM129 69H133L132 70V72L129 70ZM144 69H146V68H144ZM154 69V68H153ZM195 69V68H194ZM205 69V68H204ZM204 69H203V71H197V72H199V73H197V72H195V73H197V74H193V76L195 75L196 76V78L195 79H193L192 78V80H194V84H199L200 85V83L201 84H206L207 82V84L206 85H204L205 87L207 86L208 87V84H209V82L211 83L214 79H211L212 81H207V82H198L197 83V81L199 80H202V75H203V72H206V70L204 71ZM60 70H61V68H60ZM80 70V69H79ZM100 70V69H99ZM218 70V69H217ZM220 70V69H219ZM234 70V69H233ZM59 71V70H58ZM128 71H130V72H128ZM164 71H166L165 73H163ZM195 71H196V69H195ZM213 71H215V70H213ZM239 71V70H238ZM34 72V71H33ZM98 72H100V71H98ZM207 72H208V70H207ZM30 73V72H29ZM28 73V74H29ZM85 73H86V71H85ZM92 73V72H91ZM209 73V72H208ZM57 74V73H56ZM78 74V73H77ZM130 74H133V76L132 75H130ZM188 74H186V75H188ZM205 75L204 76H206V74L207 73H204ZM220 74V73H219ZM223 74V73H222ZM241 74V73H240ZM35 75V74H34ZM34 75H32V76H34ZM134 75H137L138 77H134ZM185 75V74H184ZM209 76H210V73L208 74ZM213 75V74H212ZM224 75V74H223ZM230 75V74H229ZM36 76H38V75H36ZM82 76V77H81ZM97 76V77H98ZM160 76V75H159ZM197 76H199L198 78H197ZM25 77H26V75H25ZM30 77V76H29ZM35 77V76H34ZM84 77V78H83ZM190 77H192L191 75H190ZM212 77V76H211ZM214 77V76H213ZM212 77V78H213ZM230 77V76H229ZM55 78V77H54ZM153 78H152V80H153ZM200 78V79H199ZM218 78V77H217ZM223 78H225L224 76H223ZM189 79H191V78H189ZM203 79H204V77H203ZM205 79H207L208 80V78H205ZM204 79V81H206ZM231 79V78H230ZM28 80V79H27ZM87 80V81H86ZM175 80V81H174ZM183 80V79H182ZM181 80V81H182ZM222 80V79H221ZM19 81V80H18ZM31 81V80H30ZM30 81H29V83H30ZM38 81V80H37ZM196 81V82H195ZM223 81V80H222ZM227 81V80H226ZM225 81V82H226ZM230 81H232V80H230ZM240 81V80H239ZM0 82V85L2 84ZM32 82H34V81H32ZM52 82V81H51ZM176 82H179V81H176ZM183 82V81H182ZM181 82V83H182ZM216 82V81H215ZM217 82H218V80H217ZM180 83V82H179ZM213 83V82H212ZM218 83H220V80H219V82ZM227 83V82H226ZM225 83V84H226ZM239 83V82H238ZM19 84V85H18ZM34 84H36V83H34ZM39 84V83H38ZM59 84V83H58ZM223 83H221V84H219V85H222ZM225 84H223V85H225ZM230 84V83H229ZM234 84V83H233ZM249 84V83H248ZM31 85V84H30ZM43 85V84H42ZM155 85H157V84H155ZM180 85H184V83L183 84H180ZM214 85H215V83H214ZM228 85V84H227ZM232 85V84H231ZM163 86V85H162ZM210 86V85H209ZM218 86V85H217ZM229 86V85H228ZM249 86V85H248ZM251 86V85H250ZM37 86H35V88H36ZM53 87V86H52ZM58 87V86H57ZM151 87V86H150ZM160 88V89H162L161 87H160V85H158V86H156V88ZM195 87H197V86H195ZM203 87V86H202ZM205 87H204V89H205ZM211 87V86H210ZM210 87H208V88H210ZM225 87H226V85H225ZM233 87V86H232ZM30 88H33V86L31 85V87ZM48 88V87H47ZM59 88V87H58ZM214 89H217V87H213ZM219 88V87H218ZM221 88H223V86L221 87ZM237 88H239V87H237ZM236 88V89H237ZM243 88V87H242ZM247 88V87H246ZM245 88V90H248V92L249 91H251V90H249L250 88H248V89H246ZM254 88V87H253ZM21 89V88H20ZM55 89V88H54ZM149 90V91H146V90ZM202 89V88H201ZM201 89H200V91H201ZM225 89V88H224ZM230 89H231V86H230ZM25 90V89H24ZM35 90L36 89H34V92L32 93V91H30L31 93L29 94L26 90V93H28V94H26V96H28L29 98L28 99H30L31 97L32 98H34V96L36 95L37 96V94L36 93H38V91L36 90V92H35ZM193 90V89H192ZM195 90H196V88H195ZM205 90H207V88L205 89ZM210 90H213V89H211L210 88ZM218 90V89H217ZM220 90V89H219ZM218 90V91H219ZM226 90V89H225ZM233 90H234V88H233ZM241 90V89H240ZM243 90H244V88H243ZM245 90H244V97H247V95H248V93L247 92H245ZM51 91V90H50ZM158 91V90H157ZM166 91L168 92V91H171L170 92V94L169 95H167L166 94ZM221 91H223V89L221 90ZM227 91H229V87H227V90H226V92ZM235 91V90H234ZM239 91V90H238ZM259 91V90H258ZM20 92H21V90H20ZM40 92V91H39ZM61 92V91H60ZM161 92V91H160ZM202 92H206V91H204L203 89H202ZM201 92V93H202ZM207 92L209 93V92H211V93H215V92H213V91H209V90H207ZM239 92H241V91H239ZM243 92V91H242ZM241 92V94H243ZM262 92H264V91H262ZM25 93V92H24ZM53 93H54V90H53ZM146 93H148V94H146ZM163 93V92H162ZM211 93H209V95L211 94ZM254 93H258V92H253L252 94H254ZM57 94H58V91H57ZM57 94H55L54 93V95H57ZM153 94H156V96H154ZM229 94V93H228ZM237 94H239V93H237ZM240 94V95H241ZM42 95V94H41ZM166 95V96H165ZM198 95V94H197ZM202 95V94H201ZM204 95V94H203ZM256 95V94H255ZM262 95L264 96V93H262ZM43 96V95H42ZM58 96V95H57ZM135 96H139V97H143V99L140 101V102H134L133 104H128L127 105V108L126 107H123L124 106V103L126 102H128V101H131V100H134V99H132L133 97H135ZM198 96H200V94L198 95ZM256 96H258V95H256ZM262 96V97H263ZM39 97V96H38ZM192 97V98H191ZM241 97V96H240ZM250 97V95L247 97V98H249ZM253 97V96H252ZM260 97V96H259ZM31 98V99H32ZM51 98V97H50ZM62 98V97H61ZM195 98H197V96H195ZM246 98V100H248ZM255 98V97H254ZM258 98V97H257ZM256 98V99H257ZM27 99V102L29 101ZM37 99V98H36ZM159 99V98H158ZM177 99V100H176ZM182 99V98H181ZM241 99V98H240ZM252 100H253V98H251ZM259 99V98H258ZM263 99V98H262ZM261 99V100H262ZM180 100V99H179ZM182 100V105H184V101ZM244 100H245V98H244ZM250 100V99H249ZM255 100V99H254ZM41 101V100H40ZM45 101V100H44ZM56 101V100H55ZM71 100H69V102H70ZM73 101V100H72ZM71 101V102H72ZM194 101V100H193ZM264 101V100H263ZM31 102V101H30ZM33 102V101H32ZM58 102V101H57ZM56 102V103H57ZM79 102V101H78ZM133 102V101H132ZM188 102H186V103H188ZM195 102V101H194ZM251 102V101H250ZM249 102V103H250ZM5 103H7V102H5ZM8 103V104H9ZM38 103V102H37ZM45 103L46 102H40V104L41 105H39V103H38V105H35L36 106V109H28V111H26V114L28 115V117L30 116L29 114H32V113H34L35 111H38V109H41V110H44L45 109ZM65 103V102H64ZM67 103V102H66ZM73 103H75V102H72V104ZM80 103V102H79ZM172 103V104H171ZM178 103H179V101H178ZM177 103V104H178ZM186 103H185V105H186ZM193 103V102H192ZM238 103V102H237ZM242 103V102H241ZM243 103H245V102H243ZM246 103H247V101H246ZM29 106H33V104H29V102L27 103ZM68 104H70V103H68ZM72 104H70V106L72 105ZM174 104H176V103H174ZM179 104H181V103H179ZM5 105V104H4ZM59 105V104H58ZM77 105H79V104H76V106ZM123 105V106H122ZM181 105V106H182ZM184 105V106H185ZM189 105V104H188ZM231 105V104H230ZM244 105V104H243ZM49 106H50V104H49ZM73 106H75L74 104L72 105V112L73 113H75L76 114V111H78L79 110V108H78V106H77V108H78V110H74V107ZM125 106H126V104H125ZM178 106V105H177ZM181 106H180V108H181ZM184 106H182V108L184 107ZM251 106V105H250ZM130 107V108H129ZM132 107H134V108H132ZM179 107V106H178ZM178 107H176V108H178ZM234 108H235V106H233ZM237 107V106H236ZM243 107V106H242ZM50 108V107H49ZM67 108V107H66ZM70 107H69V109H71ZM84 108V109H85ZM164 108V107H163ZM244 108V107H243ZM65 109V108H64ZM80 109H81V106H80ZM83 109V108H82ZM228 109V108H227ZM230 109V108H229ZM240 110H241V108H239ZM238 109V110H239ZM40 110V111H41ZM89 110L91 111V113L89 112ZM168 110V109H167ZM167 110H166V114H167ZM169 110H170V108H169ZM172 110V109H171ZM170 110V112H172ZM181 110H183V109H181ZM45 111V110H44ZM47 111V110H46ZM45 111V112H46ZM63 111V110H62ZM69 111H71V110H69ZM69 111H67V112H69ZM80 111V110H79ZM165 111V110H164ZM180 111V110H179ZM42 112V111H41ZM48 112H50L49 110H48ZM81 112H82V110H81ZM81 112H77V114H76V117H77V115L79 114H81V115H83ZM96 112V114H98ZM132 112V113H133ZM161 112H162V110H161ZM174 112H176L175 110H174ZM24 113V112H23ZM36 113V112H35ZM87 113V114H88ZM141 112H139V114H140ZM141 113V114H142ZM145 113V114H146ZM26 114H24V115H26ZM42 114H43V112H42ZM45 114V113H44ZM67 114V113H66ZM69 114V113H68ZM67 114V115H68ZM71 114V113H70ZM69 114V115H70ZM93 114V113H92ZM91 114V115H92ZM109 114V115H108ZM122 114V113H121ZM120 114V115H121ZM144 114V115H145ZM168 114L169 115H171V118H172V113H169L168 112ZM34 115V114H33ZM36 115H37V113H36ZM62 115H64L63 113H62ZM73 115V114H72ZM79 115H78V118L79 119H81L80 117H79ZM95 115V114H94ZM132 115H134L135 116V113L134 114H132ZM150 115H149V117H150ZM154 115H153V118H154ZM164 115V114H163ZM169 115H168V117H169ZM175 115H177V114H175ZM174 115V116H175ZM179 115H181V112H180V114H178V116ZM35 116V115H34ZM85 116H87V115H85ZM90 116V115H89ZM111 116V115H110ZM127 116V115H126ZM134 116H132L133 118H134ZM157 116V115H156ZM160 116V118H161V120L162 121H164L165 120V123L163 122L161 125L160 124H158V121H159V123H161V120H158L157 121V124L158 125H160V126H162L163 127V124L165 125V126H169V124L168 125H166L167 124V122H166V119L165 118H162L161 117V115H158V117ZM65 117V116H64ZM69 117H72L71 115L69 116ZM82 117V123L84 124V125H82V123H79V125L82 127V129H83V126L84 127H86L85 125V122H83V120L85 119H83V116H81ZM102 117V116H101ZM116 117V116H115ZM121 117H122V115H121ZM152 117V116H151ZM177 117V116H176ZM175 117V118H176ZM213 117V116H212ZM22 118H24V116L22 117ZM30 118V117H29ZM107 118V117H106ZM120 118V117H119ZM124 118H125V114H124ZM133 118H129V120H128V122L130 121V119H133ZM136 118V117H135ZM143 118L144 119H147V116H146V118H145V116H143ZM143 118H142V120H143ZM159 118V119H160ZM166 118H167V115H166ZM170 118V117H169ZM174 118V117H173ZM179 118V117H178ZM178 118H176L177 120H179ZM236 118V117H235ZM116 119H117V117H116ZM121 119H123V118H121ZM127 119V118H126ZM139 119H141V118H139V116H138V120ZM149 119H151V118H148L147 119V121H150ZM164 119V120H163ZM204 119H206V117L204 118ZM101 120V119H100ZM111 120V119H110ZM141 120V123H143V124H145V126H147L146 125V123L148 124V125H150L148 122H144V120L142 121ZM152 120V119H151ZM169 120H171V119H169ZM168 120V118H167V121H169ZM174 119H172V121H173ZM237 120V119H236ZM123 121V123H121V121H120V124H125L124 123V121H125V119L124 120H122ZM127 121V120H126ZM133 121V123H135V122H138V124H140L139 123V121H134V120H132ZM146 121V120H145ZM153 121H155L156 122V120L155 119H153ZM176 121V120H175ZM204 121V120H203ZM77 122V121H76ZM90 122V121H89ZM103 122H105V121H103ZM109 122V121H108ZM128 122H126V124H128V125H126V127H128L129 125H131V122H130V124L128 123ZM155 122H151L152 124H154V125H156V123ZM170 122V121H169ZM168 122V123H169ZM175 122L173 121V123L172 122H170V124H174ZM176 123H178V122H176ZM176 123H175V125H176ZM206 123V122H205ZM88 124V123H87ZM112 124H114V123H112ZM117 124L118 123H116V126H117ZM137 124V123H136ZM137 124V126L139 127V128H141L140 126H143V124H140V125H138ZM206 124H208V122L206 123ZM210 124V123H209ZM236 124V123H235ZM78 125V126H79ZM125 125H124V127H125ZM154 125H152V127H155ZM158 125H156L157 127H158ZM230 125V128H236L237 127V125L234 127V125H233V123H231L230 124V121H229V124H228V126ZM241 125V124H240ZM136 126V125H135ZM144 126V127H145ZM151 126V125H150ZM164 126V127H165ZM173 126L174 125H172V126H169L170 128L172 127L173 128ZM113 127V126H112ZM111 127V128H112ZM121 127V126H120ZM120 127L118 128V129H120ZM123 127V126H122ZM125 127V128H126ZM138 127H135V128H138ZM142 128V129H144V130H140V129H136L137 131H135L136 133H141L142 134V132L144 133L145 131H147V130H149V129H151L152 127H149V129H145V128H148V126L147 127H145V128ZM80 128V127H79ZM131 128H133V126L132 127H130L129 128V130H131ZM261 128V127H260ZM122 129H124V128H122ZM206 129H208V128H206ZM212 129V128H211ZM224 129V128H223ZM116 130V129H115ZM125 130V129H124ZM126 130H127V128H126ZM216 130V129H215ZM219 130V129H218ZM119 131V130H118ZM160 131V130H159ZM219 131H221V130H219ZM225 131H227V127L225 128ZM262 131V130H261ZM132 133H133V129H132V131H131ZM134 132V133H135ZM153 131H151V133H152ZM186 132V131H185ZM185 132H183V134L185 133ZM207 132H209V131H207ZM218 132V131H217ZM232 132H235V131H232ZM79 133H81V130H79ZM79 133H77V136H75V137H77V138H73V141H72V143L74 142V144L70 147V149H69V151L71 150V148L73 149H76V147H77V140H79V138H78V135H79ZM122 133V132H121ZM149 133V132H148ZM177 133V132H176ZM258 133V132H257ZM210 134H211V132H210ZM128 135V134H127ZM178 135V134H177ZM185 135V134H184ZM206 136V135H205ZM204 136V137H205ZM222 136V135H221ZM237 136V135H236ZM240 136V135H239ZM257 136V135H256ZM259 136V135H258ZM262 136V135H261ZM149 137V136H148ZM176 137V136H175ZM124 138V137H123ZM129 138V137H128ZM136 138V137H135ZM145 138V137H144ZM174 138V137H173ZM202 138V137H201ZM217 138V137H216ZM133 140V139H132ZM198 140V139H197ZM196 140V141H197ZM200 140V139H199ZM204 140V139H203ZM208 140V139H207ZM207 140H206V142H207ZM221 140V139H220ZM184 142H185V140H183ZM214 141V140H213ZM77 142V143H76ZM190 142H192V141H190ZM193 142H194V139H193ZM200 142H202V140L200 141ZM178 143V142H177ZM176 143V144H177ZM196 143V145H198V141L197 142H195ZM195 143H193V144H191V143H189L190 144V146H192V145H194ZM75 144H76V146H75ZM186 144H187V142H186ZM185 144V145H186ZM188 144V145H189ZM203 143H200V145H202ZM205 144V143H204ZM78 145H79V143H78ZM200 145H199V147H200ZM195 146V145H194ZM215 146V145H214ZM198 147V148H199ZM208 147V146H207ZM206 147V148H207ZM222 147V146H221ZM220 147V148H221ZM196 148H197V146H196ZM205 148V149H206ZM219 150V152L221 151L220 149H217V151ZM204 153V152H203ZM224 152L222 151L221 152V154H223ZM228 153V152H227ZM223 156V155H222ZM228 156H229V154H228ZM224 157H225V155H224ZM224 157H222V158H224ZM243 157V156H242ZM245 157V156H244ZM243 157V158H244ZM66 158H68V157H66ZM221 158V157H220ZM226 158V157H225ZM238 158V157H237ZM231 158H230V156H229V159L227 158V159H225V161H227V160H230ZM238 159H240V158H238ZM251 159V158H250ZM67 160V159H66ZM215 160V159H214ZM247 160V162H245V159L243 160L244 161V163L247 165L248 164V158L246 159ZM252 160V159H251ZM210 161H212V160H210ZM223 161V160H222ZM224 161V162H225ZM237 161H239V160H237ZM243 161H241L240 160V162H243ZM232 162V163H231ZM239 162V163H240ZM252 162V161H251ZM209 163V162H208ZM212 163V162H211ZM234 163V166H236V163H238V162H236L235 161V159L233 158V161H232V159H231V161L229 162V165L231 164V168L233 167V173L235 172L234 170L236 169L232 164ZM250 163V162H249ZM253 164H254V162H252ZM63 164V167H65L64 166V164L65 165H69V164H72V163H69V161L67 162V163H62ZM225 164H226V162H225ZM252 164V165H253ZM256 164V163H255ZM255 164L253 165V166H255ZM262 164V163H261ZM74 165V163L71 165V166H73ZM210 165V164H209ZM209 165H206V166H209ZM222 165V164H221ZM229 165H226V166H228L229 167ZM239 164H237V166H238ZM75 166V165H74ZM74 166L71 168V169H73L74 168ZM211 166V165H210ZM242 166V165H241ZM256 166H257V164H256ZM212 167H213V165H212ZM211 167V168H212ZM218 168H219V170H220V165L219 166H217ZM217 167H216V169H217ZM250 167V164H249V166H248V168ZM252 167V166H251ZM68 167H66V168H64V169H67ZM204 168H205V166H204ZM207 169L208 168H210V167H206ZM225 167L223 166L222 168H221V170L220 171H222V169H224ZM230 168V167H229ZM235 168V169H234ZM69 170H70V167L68 168ZM200 169H202L201 167H200ZM200 169H199V171H198V175H199V172H200ZM227 169V168H226ZM226 169H224L223 171H224V174H225V176H224V174H222V172L221 173H219L220 171L219 170H215V171H217V172H215V173H217V174H215V176L217 175V177L218 176H220L219 177V179L221 178V180H222V182H221V180H219L220 182H219V184H221V186H222V184H228L229 183V179H227V177H229V176H227L226 177V175H227V171H225ZM239 169V168H238ZM253 169V168H252ZM263 169V168H262ZM228 170V169H227ZM230 170V169H229ZM229 170H228V172H229ZM245 170V169H244ZM243 170V171H244ZM219 171V172H218ZM203 175H204V173H202ZM202 174H200V176H202ZM218 174H221V175H218ZM229 174L231 175V171L229 172ZM238 174V173H237ZM164 176V175H163ZM199 176V177H200ZM224 176V177H223ZM232 176H234V178H235V173H234V175H232ZM231 176V177H232ZM254 176V175H253ZM205 177V176H204ZM210 177V176H209ZM241 177V176H240ZM198 178V177H197ZM202 178V179H201ZM201 178H198L197 179V182L199 181V179H201V180H203V177H201ZM224 178H226L227 179V181H228V183H225V182H227V181H224ZM205 179V178H204ZM212 179V178H211ZM210 179V180H211ZM225 179V180H226ZM236 179H238V178H235V180ZM258 179V178H257ZM205 181V180H204ZM223 181H224V183H223ZM233 181V180H232ZM200 182V181H199ZM198 182V183H199ZM238 183V182H237ZM203 184V182H201V185ZM229 186V185H228ZM224 187H225V185H224ZM223 186L220 188V189H223L224 188ZM123 188V187H122ZM211 189V188H210ZM212 189H213V187H212ZM230 189V188H229ZM200 190H202V189H200ZM224 190H225V188H224ZM121 191V190H120ZM203 191V190H202ZM205 191V190H204ZM203 191V192H204ZM212 191V190H211ZM214 191V190H213ZM122 192V191H121ZM210 192V191H209ZM208 192V193H209ZM218 192V191H217ZM128 193V192H127ZM212 193V194H211ZM211 193H209L210 195H213V192H211ZM224 193V192H223ZM204 194V195H203ZM205 194L206 193H202L201 195H203V196H205ZM228 194V193H227ZM232 194V193H231ZM122 195H123V193H122ZM126 195V194H125ZM218 195L220 196H222V193L221 192H219L218 193ZM224 195H225V193H224ZM230 195V194H229ZM228 195V196H229ZM214 196V195H213ZM220 196V197H221ZM228 196H224V198H227L228 199V201L230 202V200H233V199H230V197H231V195L228 197ZM233 196H235V195H233ZM125 197V199H126V196H124ZM202 197V196H201ZM212 198L211 196H209V195H207V197H205V199L202 197V199L200 198L198 201H202L203 199L205 200H203L202 202H201V206L199 205L200 204V202L198 203V206H200L201 207V209H200V207H198L197 206V208L195 209V210H197L198 209V211H196V214H197V218H198V221H199V227H197V228H195L194 229V235L196 236V238L195 237H192V235H188L189 237L191 236V238H193L192 239V241L193 240H195V245H197V247H198V245L201 247V246H203L202 245V242H203V240L205 239H203V237L205 236L204 234V232H213L214 230H215V232H214V234L212 235L213 237H209L210 235H207V238L209 237L210 239H209V242L211 241V252H212V256L210 257V259H209V261H208V264H210L211 262H214L215 264H227L228 263V261H227V258H226V260H225V254L222 256L221 255V252L222 253H224V251L227 253V251H230L227 247H225L224 249H228L227 251L226 250H224L223 249V247L224 246H227L226 245V242H228V243H232V241H231V237H232V235H231V231L232 230H234V228H232V230L230 229V226H221V230H222V232H223V234L224 233H226V236L224 237L223 235H222V237L223 238H225V239H223L222 237H220V235H221V233H220V235H218L219 233H217L216 232V229L214 228V225H213V228H214V230L213 229H211L212 227V225L211 224H209V222H206L207 220L208 221H210V220H212L211 219V217H213L214 216V213L212 212H209L208 210H207V208L208 207H206L205 208V205H206V203L208 202V201H211V199L210 198ZM223 197V196H222ZM220 198V200L222 201V202H220L221 204L224 202L223 200H225V199H223V198ZM208 198L210 199V200H208ZM218 199H217V202L219 201V197H217ZM231 198H233V197H231ZM235 198V197H234ZM122 199L124 200V198H123V196H122ZM223 199V200H222ZM227 199L225 200V201H227ZM230 199V200H229ZM236 199V198H235ZM142 200H144V196L142 197ZM141 200V201H142ZM206 200H208L207 202H206ZM213 200V199H212ZM127 201V200H126ZM126 201L124 200V202L126 203ZM140 201V200H139ZM227 201V205H228V202ZM117 202V201H116ZM123 202V201H122ZM122 202H117V203H122ZM143 202V201H142ZM142 202H141V206H139V207H143L144 206V208L143 209H145V205H143L142 204ZM205 203V205H203L202 206V204H204ZM213 203L212 204H214V202H215V204H216V200H213L212 201ZM209 203V202H208ZM211 203V202H210ZM219 203V202H218ZM236 203H237V201H236ZM224 204H225V202H224ZM223 204V205H224ZM233 205V207H235L234 206V201H233V203H232ZM121 205H123V204H121ZM127 205V204H126ZM227 205H224L225 207L227 206ZM124 206V205H123ZM219 206V205H218ZM119 207V206H118ZM125 207V206H124ZM137 207H138V205H137ZM202 207H204V208H202ZM212 207V206H211ZM215 207V206H214ZM214 207H212V208H214ZM220 207V209H222L221 208V205L219 206ZM225 207H223V211H224V213L226 212V211H228V210H226L225 211V209H228V208H225ZM228 207H230V205H228ZM120 208V207H119ZM231 208V207H230ZM125 209V208H124ZM123 208L121 209V210H124ZM202 209H205L204 211H207L206 213L203 211V213L201 212L202 211ZM209 209H210V207H209ZM219 208H217V210H218ZM219 209V210H220ZM121 210H119V211H121ZM139 210H140V208H139ZM142 210V209H141ZM201 210V211H200ZM212 210V209H211ZM214 210V209H213ZM216 210V209H215ZM222 211V210H221ZM135 212V211H134ZM229 212V211H228ZM121 213H124V211L123 212H121ZM126 213V212H125ZM123 214V215H125L126 217L128 216V215H126V214ZM137 213H139L140 215H142L140 212H137ZM135 214V213H134ZM203 214V215H202ZM205 214H206V216L207 215H210L209 217V219L208 218H206V220H205V222H203V217L205 216ZM212 214V215H211ZM220 214H221V212H220ZM125 216H123L124 217V219L126 218ZM135 216V215H134ZM216 216V215H215ZM221 216H222V214H221ZM133 217V216H132ZM131 217V218H132ZM142 217V216H141ZM140 218V217H139ZM205 218V217H204ZM129 219H130V216H129ZM128 218L126 219V220H124V224H125V228H126V230L128 231V228L130 229L129 231L130 232H128V233H130V236L132 237V238H134L133 239V241L137 238V236L136 235H138L137 234V231H139V228H140V226L142 227V225H143V222L142 223H139V221H141V220H139V219H137V223L136 222H134V217H133V223L132 222H130L129 223V225H127V223H125V221H127L128 222V220H129ZM142 219V218H141ZM210 222H213V221H210ZM104 223V222H103ZM107 223H109V222H107ZM106 223V224H107ZM139 223V225H137ZM142 224V225H141ZM159 224V223H158ZM203 224H205L204 226H203ZM91 225V229H93V227H92V223L90 224ZM127 225V226H126ZM131 225V226H130ZM94 226V225H93ZM100 226V225H99ZM102 226V228L101 227H99L98 229H99V231H101L100 233H99V231H98V235L100 234V236H97V240L95 241V245H96V247L94 246L93 248H96V250L98 249V251H99V255H100V251H101V253H103V255L105 254L104 252H102V251H105L103 248H105L106 246H110V241H109V239H107V238H109L108 237V234H107V231H108V228H107V225L105 226L104 224L103 225H101ZM206 227H207V229H206ZM86 228H88V227H86ZM96 228H97V226H96ZM192 228V227H191ZM190 228V229H191ZM220 228V227H219ZM91 229H89V231H88V233L89 232H93V231H91ZM94 229H95V227H94ZM181 229H182V227H181ZM193 229V228H192ZM191 229V231H193ZM205 230V231H204ZM211 230V231H210ZM220 230V229H219ZM220 230V231H221ZM94 231H96V230H94ZM118 231V230H117ZM110 232V231H109ZM207 232V233H208ZM234 231H232V233H233ZM118 233V232H117ZM126 233V232H125ZM124 233V234H125ZM185 234H186V232H184ZM237 233V232H236ZM90 234V233H89ZM88 234V235H89ZM112 234V233H111ZM115 234H116V232H115ZM127 234V233H126ZM180 234V233H179ZM184 234V235H185ZM189 234V233H188ZM210 234V233H209ZM234 234H235V232H234ZM91 235V234H90ZM193 235V236H194ZM237 235V234H236ZM109 236H110V233H109ZM112 236H114V235H111V237ZM118 236V235H117ZM126 236V235H125ZM181 236L182 235H179L178 236V238L180 237L181 238ZM187 236V235H186ZM187 236V238H189ZM219 236V239L217 240L216 238ZM99 237V238H98ZM119 237V236H118ZM124 237V236H123ZM235 236H233V241H235L236 242V239L234 238ZM237 237V236H236ZM121 238V237H120ZM126 237H124V239H125ZM177 238V237H176ZM179 238V239H180ZM183 239H184V237H182ZM186 237H185V241L186 242H189V241H191V239L189 240V239H187ZM211 238H212V240H211ZM113 239V238H112ZM115 239V238H114ZM117 239V238H116ZM119 239V238H118ZM127 239V238H126ZM130 239V238H129ZM106 240H108L109 242H107L108 243V245H107V243H106ZM188 240V241H187ZM124 241V240H123ZM133 241H131V242H125L126 243V250H127V252L129 251V252H132V251H130L131 250V246H132V243H133ZM158 241V238H157V240H156V242ZM163 241V240H162ZM162 241H161V243H162ZM167 241V240H166ZM165 241V243L166 244H168V242H166ZM168 241H170L169 239H168ZM179 242H180V240H178ZM177 241V242H178ZM184 241V240H183ZM113 243H114V241H112ZM115 242H116V240H115ZM119 242V241H118ZM121 242V241H120ZM181 242H182V240H181ZM94 243V242H93ZM117 243V242H116ZM164 243V242H163ZM185 243V242H184ZM190 243V242H189ZM188 243V244H189ZM104 244L106 245V246H104ZM123 244V243H122ZM130 244H131V246H130ZM170 244V243H169ZM173 243H171V245H172ZM180 244V243H179ZM186 245H187V243H185ZM225 244V245H224ZM229 244V245H230ZM234 244V243H233ZM112 245H114V244H112ZM117 245V244H116ZM115 245V246H116ZM162 245V244H161ZM164 245V244H163ZM163 245L162 246H160L159 245V242L158 243H156V246H155V250H156V252H155V250H154V252H155V254H157V258H159L158 257V254H161L162 253V251L160 250V251H158L160 248H159V246L160 247H162L163 248ZM173 245H176V244H173ZM184 245V244H183ZM194 244H192V246H195ZM228 245V246H229ZM124 246V245H123ZM166 246V245H165ZM169 246V245H168ZM167 246V247H168ZM180 247H183L182 246V243L179 245ZM178 246V244H177V247L176 246H174V250H173V252H172V249H171V252L169 253V254H167L168 253V251L166 250V249H164V251L166 250L167 251V253L165 252H163L161 255H162V258H163V261L161 262V264H165V262H167L168 261V263H169V261L171 260V261H173L174 263H176V264H181L182 262H181V257L179 256L180 255V253H182V251L180 250V247ZM119 247V248H118ZM118 247L116 246V248L119 250L120 249V247L122 248V245L121 246H119L118 245ZM176 247V248H175ZM231 248H233L232 246H230ZM229 247V248H230ZM107 248V247H106ZM109 248V247H108ZM113 248V247H112ZM112 248L110 249L111 251H113L112 250ZM171 248V247H170ZM178 248H179V250L181 251H177L178 250ZM130 249V250H129ZM169 249V248H168ZM186 249V248H185ZM185 249H184V247H183V250L185 251ZM190 249V248H189ZM202 249V248H201ZM224 251H223V250ZM96 250L95 251H93L92 250V253L93 252H95V253H97L96 252ZM107 250V249H106ZM109 249L107 250V251H110ZM118 250H117V255H118ZM123 250V249H122ZM122 250H120V251H122ZM110 251V252H111ZM115 251H116V249H115ZM119 251V252H120ZM189 251H191V250H189ZM202 251V250H201ZM128 252V253H129ZM160 252V253H159ZM204 252V251H203ZM107 253V252H106ZM127 253V254H128ZM201 253V252H200ZM113 254V253H112ZM120 254V253H119ZM123 254H125L124 252H123ZM132 254V253H131ZM130 254V255H131ZM163 254H165V255H163ZM167 254V255H166ZM189 254V253H188ZM219 254L221 255V257L218 259V257H219ZM93 255V254H92ZM121 255V254H120ZM129 254L128 255H126V257L125 258H127V256H129V258L131 257V256H133V255H131L130 256ZM101 256V255H100ZM115 256H116V254H115ZM185 256V255H184ZM113 257H114V255H113ZM117 257H119V256H117ZM122 257H123V255H122ZM154 257H155V255H154ZM182 257H183V255H182ZM222 257H224V258H222ZM120 258V257H119ZM124 258V257H123ZM231 258V257H230ZM113 259H115V258H113ZM155 259V261H156V257L154 258ZM160 259V258H159ZM186 259V258H185ZM126 260V259H125ZM132 260V259H131ZM183 261H185L184 259H182ZM208 260V259H207ZM64 261H65V259H64ZM69 261V260H68ZM114 261V260H113ZM119 261H121V260H119ZM123 261V260H122ZM128 261V258H127V260H126V262ZM154 261V262H155ZM157 261H158V263L160 264V262H159V260L157 259ZM118 262V261H117ZM153 262V263H154ZM179 262H181V263H179ZM230 262H231V260H230ZM229 262V263H230ZM151 263V262H150ZM152 263V264H153ZM172 263V262H171ZM68 264H69V262H68ZM71 264V263H70ZM131 264V263H130ZM149 264V263H148ZM167 264V263H166ZM170 264V263H169ZM182 264H184V262L182 263ZM204 264V263H203Z\"/></svg>","mask_w":264,"mask_h":264}]
</instances>
